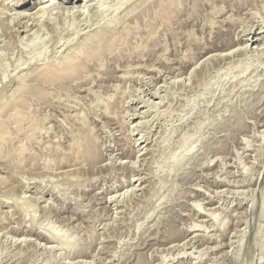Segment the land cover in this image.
I'll return each mask as SVG.
<instances>
[{
	"label": "rangeland",
	"instance_id": "rangeland-1",
	"mask_svg": "<svg viewBox=\"0 0 264 264\" xmlns=\"http://www.w3.org/2000/svg\"><path fill=\"white\" fill-rule=\"evenodd\" d=\"M11 1L0 264H264V0H76L69 45L61 20L16 33ZM107 23L81 89H18Z\"/></svg>",
	"mask_w": 264,
	"mask_h": 264
},
{
	"label": "bare ground",
	"instance_id": "bare-ground-1",
	"mask_svg": "<svg viewBox=\"0 0 264 264\" xmlns=\"http://www.w3.org/2000/svg\"><path fill=\"white\" fill-rule=\"evenodd\" d=\"M74 1L76 0H37L36 2L33 3L30 0H16V1H11L10 2L11 5L7 4L5 9L9 11H13V13H10V15H8V20L9 22L13 24L14 28L12 27V29L17 31L16 33L20 32L21 30V32L28 34L30 32L32 24H36L35 27L46 24L45 27L46 26L48 27L49 26L47 25L48 23L50 24L52 21L61 20L63 23V28L61 29V32L64 35L66 34V32H68V35H69V31H72L70 33L71 36L69 37L71 39L64 38L66 39L67 42L69 40L68 43L65 41L66 43L64 44L69 45V43L72 42L73 39L76 38L78 32L76 30H69L68 27L65 25L66 24L65 21L66 19H70V18L75 19L79 16L80 13H83L82 11L80 12V9L77 7L78 3H74ZM49 3H52V4L49 5ZM1 13L2 12H0V14ZM4 24H3V28H4ZM107 24L108 25L106 27L104 26L105 28L103 29L100 28L99 31L95 30L92 33H87V35H85L84 39L81 42L76 43L75 44L76 46L75 47L73 46L74 47L73 49L70 48V50H68L69 52L67 51V53L63 57H61L60 60L57 61L56 63L52 62L53 64L50 63L49 65L44 66V68L42 69H39V70L37 69L31 74V76H28L29 80L35 83V86H32L26 83V82H29V80L27 79L28 80L27 81L26 80L27 77H25V79L24 78L22 79L26 82L20 84L18 86V89H21V90L31 89V88L38 89L39 87L43 89H49V88H58V87H64V86L70 87L71 85L72 86L75 85L78 88V87L85 85L84 84L86 83V81L84 80L86 79L85 74L87 73L88 69H90L91 64H92V67L95 66V67L100 68L103 65L102 64L103 57L106 55H111L113 53L112 52L113 43L115 42L114 39H116V34L113 31L114 29H111V23H107ZM50 25L52 27V24ZM50 30L53 31L54 29L52 28ZM55 32L53 33L55 34ZM251 34L255 35L256 33L254 31ZM64 35L63 37L68 36V35H65V36ZM59 38L57 39L59 40L58 43H61V42L63 43L64 39L63 38L59 39ZM249 41L256 42L257 40L254 39V36H252L249 39ZM61 49H62V46H61ZM90 71H93V68ZM88 79L90 80L91 77H89ZM90 82H92V80ZM78 89H81V88H78ZM44 235L45 237H47L46 234ZM50 236H51V239H55L54 235L50 234Z\"/></svg>",
	"mask_w": 264,
	"mask_h": 264
}]
</instances>
